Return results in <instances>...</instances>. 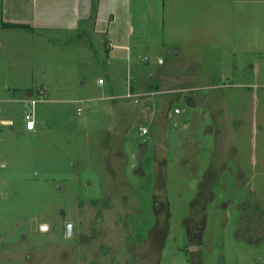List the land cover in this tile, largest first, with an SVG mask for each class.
<instances>
[{"label": "rangeland", "instance_id": "1", "mask_svg": "<svg viewBox=\"0 0 264 264\" xmlns=\"http://www.w3.org/2000/svg\"><path fill=\"white\" fill-rule=\"evenodd\" d=\"M245 8L165 64L0 26V264H264V9Z\"/></svg>", "mask_w": 264, "mask_h": 264}, {"label": "crops", "instance_id": "2", "mask_svg": "<svg viewBox=\"0 0 264 264\" xmlns=\"http://www.w3.org/2000/svg\"><path fill=\"white\" fill-rule=\"evenodd\" d=\"M243 7H246L244 16L249 18L251 12L264 9V0H1L0 26L6 23L22 25V28H4L44 33L49 42V35H67L84 28L89 34L107 35L109 57L114 60L137 64L134 59L150 54L147 56L151 61L165 64L169 57H179L182 49L196 48L193 44L199 38H209L215 28L225 33L229 29V19L237 18L238 10ZM141 74L145 80L153 77L149 73ZM205 76L195 79L202 83ZM209 77L211 82L217 79ZM189 79L190 76L181 81ZM48 89L44 83L37 91L30 88L26 93L41 99L42 95L47 96ZM161 93L155 88L147 95ZM0 126L13 128L14 121L0 117ZM35 130L36 127L33 131L26 129L30 133ZM1 165L5 166L3 162Z\"/></svg>", "mask_w": 264, "mask_h": 264}, {"label": "built area", "instance_id": "3", "mask_svg": "<svg viewBox=\"0 0 264 264\" xmlns=\"http://www.w3.org/2000/svg\"><path fill=\"white\" fill-rule=\"evenodd\" d=\"M101 82H103V81L101 80L100 83ZM40 100H42V99H40ZM31 103H32L33 111L26 116V122H27L26 123V129L28 131H33L35 129V127H36L35 106L38 103V101L33 100V101H31ZM176 112H179V111L177 110ZM142 131H143V134H147L148 133L147 129H145V128H142Z\"/></svg>", "mask_w": 264, "mask_h": 264}, {"label": "trees", "instance_id": "4", "mask_svg": "<svg viewBox=\"0 0 264 264\" xmlns=\"http://www.w3.org/2000/svg\"><path fill=\"white\" fill-rule=\"evenodd\" d=\"M4 27H9V28H22V25H17V24H11V23H6L3 25ZM40 100V99H39Z\"/></svg>", "mask_w": 264, "mask_h": 264}, {"label": "water", "instance_id": "5", "mask_svg": "<svg viewBox=\"0 0 264 264\" xmlns=\"http://www.w3.org/2000/svg\"><path fill=\"white\" fill-rule=\"evenodd\" d=\"M70 229H71V227L69 226V227H68V233H71V230H70Z\"/></svg>", "mask_w": 264, "mask_h": 264}]
</instances>
